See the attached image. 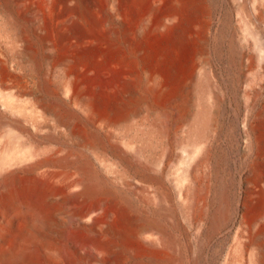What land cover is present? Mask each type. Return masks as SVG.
<instances>
[{
  "label": "bare ground",
  "instance_id": "6f19581e",
  "mask_svg": "<svg viewBox=\"0 0 264 264\" xmlns=\"http://www.w3.org/2000/svg\"><path fill=\"white\" fill-rule=\"evenodd\" d=\"M233 9L264 58V0ZM202 15L198 0H0V264H183L162 181L174 147L182 217L208 236L225 226L220 94L206 74H180L187 43L200 60ZM229 57L242 59L232 43ZM258 101L244 120L238 264H264Z\"/></svg>",
  "mask_w": 264,
  "mask_h": 264
},
{
  "label": "rangeland",
  "instance_id": "374dc122",
  "mask_svg": "<svg viewBox=\"0 0 264 264\" xmlns=\"http://www.w3.org/2000/svg\"><path fill=\"white\" fill-rule=\"evenodd\" d=\"M203 15L205 42L200 60L193 63L192 45L187 43L181 59L182 78L199 79L206 74L220 94L211 138L212 153L217 158V176L212 187H218V178L227 186L230 195V216L225 226L215 235L208 236L206 226L187 222L181 215L177 197L176 178L182 168L184 153L174 147L162 170V181L171 194L177 226L171 230L180 242L183 264H238L234 246L237 239V204L243 186L240 176L250 162V152L244 120L249 107L258 98L260 107L264 98V58L257 44L243 27L242 18L233 9V0H198ZM232 43L242 59L229 57ZM262 87V88H261ZM194 86L190 98L194 99ZM248 146V147H247ZM252 152V148H251ZM200 245V246H199ZM200 248V249H199Z\"/></svg>",
  "mask_w": 264,
  "mask_h": 264
}]
</instances>
